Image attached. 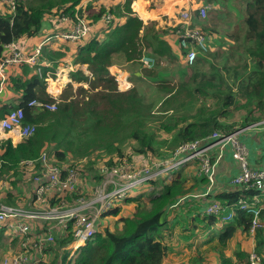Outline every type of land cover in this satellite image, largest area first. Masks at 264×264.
<instances>
[{"label": "trees", "instance_id": "trees-1", "mask_svg": "<svg viewBox=\"0 0 264 264\" xmlns=\"http://www.w3.org/2000/svg\"><path fill=\"white\" fill-rule=\"evenodd\" d=\"M97 1L14 0L12 9L3 1L0 11V61L5 57L7 43L38 34L46 16H56L58 21L65 15L72 24L76 17H82L90 26L75 45L63 41L49 47L46 53L41 50L49 60L61 58L71 51L70 56L75 62L86 64L89 74L77 69L71 71L69 77L89 83L86 88L77 85L76 94L87 93V99L72 97V85L67 83L54 110L28 106L32 98L44 102L56 99L45 91L46 86L40 80L45 76L44 71L38 75L34 67L31 68L36 74L29 80L14 78L10 85L12 90L21 92L15 107L23 108V123L34 124L35 131L19 145L13 146L8 140L1 143L0 176L12 177L6 182L14 186L18 165L19 174L40 170L39 165L27 170L19 163L21 159L36 158L42 152L52 153L51 162L77 168L84 180V184L75 190L55 195L52 204L72 201L81 192H87L88 185L92 186L102 178L97 175L98 164L114 166L123 162L125 139L130 140L133 151L156 152L159 156L162 146L175 148L185 141L201 138L209 142L215 139L210 136L214 131L229 133L264 119V0H203L208 4V12L199 17L197 10H193L192 22L204 33L207 49L198 50L191 63L184 60L185 50L178 46L179 26L159 28L154 20L143 22L129 7L131 0ZM226 3L229 6L227 15L236 13L238 16L237 28L226 34L232 44L224 41L221 46L223 38L215 34L218 31L216 20ZM59 34L57 32L52 40ZM169 34L173 35L176 49H172L165 39ZM45 38L51 39L50 36ZM220 46L222 52L218 51ZM145 54L153 57L154 66L142 65L140 58ZM217 54L221 55V64L214 62ZM111 65L129 71L132 85L128 90H116V81L108 70ZM171 66H174L173 70H170ZM231 107L243 110V120L239 124L225 122ZM10 109L0 106V117ZM154 122L159 123L158 127L151 126ZM158 129L170 138L161 137ZM86 159L88 165L84 163ZM180 169L181 166L172 169L175 175L172 179L159 178L145 197L148 206L139 202L142 199L139 193L120 199L118 203L134 201L135 204L125 215L116 206L118 203L106 212L120 213L114 218L118 220V227L104 225L90 241L78 248L74 258L70 252H63L64 261L74 259L69 264H163L176 242H183L193 252L183 261L175 260L172 264H251V250L243 249L237 241L238 236L245 238L249 233L255 239L252 249L258 258L256 264H264V201L257 205V226L253 231L250 227L254 214L239 202L244 197L249 201L254 189L231 184L232 177L225 182L224 189H218L214 182L206 190L208 180L197 173L196 163L186 175ZM4 190V194L0 192V203L14 202L12 192ZM210 201H216L226 209L217 215L202 213V208ZM181 204L189 205L188 210L195 214L189 215L186 232L176 233L170 228V216L172 209H178ZM229 210H232V216L226 221L224 218ZM218 221L222 229L207 236L206 232ZM1 236L10 241L5 244L6 250H10L15 242L18 243L17 250H21L19 236L12 237L4 225L0 226V241ZM71 239L69 232H63L54 242L43 244V259L35 260V263L43 260L57 264L59 248ZM227 250H230L229 254ZM212 253L215 262L206 259Z\"/></svg>", "mask_w": 264, "mask_h": 264}, {"label": "built area", "instance_id": "built-area-1", "mask_svg": "<svg viewBox=\"0 0 264 264\" xmlns=\"http://www.w3.org/2000/svg\"><path fill=\"white\" fill-rule=\"evenodd\" d=\"M10 8H13L14 0H3ZM193 10H197L199 17H204L208 12V4H200ZM193 10L182 8L178 14V20L174 26H179L178 46L185 50L184 60L191 63L199 50H206L207 44L204 33L196 26H193ZM108 16H106L107 18ZM90 29L88 23L82 17H76L71 29L62 32L60 36L64 39H80ZM18 40L7 43L4 46L5 57L0 61V81L6 79V68L14 64L26 63L35 68L41 75L42 63L40 60L42 44L39 43L33 48H24ZM26 50V51H25ZM144 67H151L154 64L153 57L142 55L140 58ZM118 76V75H115ZM130 83H127L129 87ZM53 95V94H52ZM31 107H40L49 110L56 108L55 102H44L37 98H32L27 103ZM24 111L22 107H14L0 117V127L11 129L20 126V135L26 139L35 131L32 123H23ZM264 127V119L237 128L229 133L212 132V139L205 142L203 138L185 141L174 148L173 157L176 161L170 166L175 167L186 161H194L197 166V173L205 175L208 180L207 189L214 182V170L225 150H229L232 158L239 162L240 171L230 181L231 184H243L247 190L254 189L249 201L248 198H241L239 202L246 207L247 211L254 214L250 230L257 226L256 215L258 204L264 201V161L261 165H252L248 160V147L240 140L242 132L256 130ZM2 142H0L1 145ZM213 154V155H211ZM1 163V160H0ZM27 168L40 166V170L35 173H25L24 180L31 185L33 199L43 201L46 194L63 195L64 192H71L79 185L84 184V180L79 175L77 168L67 166L61 168L58 164L51 162L47 153L42 152L36 158H25L19 162ZM133 164L123 161L114 166L100 167L99 174L101 180L92 184V191L89 195L80 193L72 201H60L58 204H49L39 207L11 205L0 203V226L4 225L12 237L18 235L21 250L4 257L0 264H34L36 254L42 250L43 244L52 243L58 231L62 227L64 233L69 232L72 239L66 244L67 253L72 255L81 245L94 235L100 216L110 208L115 202L124 198V194L150 176L148 168L133 169ZM125 170V171H124ZM262 200V201H260ZM226 208L216 201H212L202 208L205 214H220ZM232 210H229L224 220H230ZM42 219V226L35 228L33 221ZM37 223H35L36 225ZM57 227V229L55 228ZM40 230V233L37 231ZM29 235L33 236L28 242ZM34 246L35 256L31 257L27 251ZM62 247V246H61ZM66 253V255H67ZM251 264H256L257 256L253 249L249 252Z\"/></svg>", "mask_w": 264, "mask_h": 264}, {"label": "crops", "instance_id": "crops-1", "mask_svg": "<svg viewBox=\"0 0 264 264\" xmlns=\"http://www.w3.org/2000/svg\"><path fill=\"white\" fill-rule=\"evenodd\" d=\"M103 1V0H100ZM201 1V2H200ZM203 0H132L131 5H132V10L138 15L140 19L143 20V22H147L148 20H154L155 21V26L159 28H167L172 25H169L172 22H177L178 19H176L174 16L178 15V12L182 8H188L189 10H193L197 5L203 4ZM3 10V5L0 1V11ZM57 21L56 16H46L42 20V28L41 31L34 35V36H22L18 41H20L21 46L23 45L27 48H33L37 44L41 43L42 47L41 50L44 53L48 52L50 49L49 47H55L57 46L60 42L66 41L70 45H75L79 39H64L61 36L56 37V39L52 40L57 32H62L68 31L71 29L72 22L67 18L65 15H61ZM175 22V23H176ZM174 23V24H175ZM59 34V35H60ZM50 36L51 39L46 40L45 37ZM173 35L169 34L168 36H165V39L168 40L171 43V48L176 49L177 44L173 42L174 38L172 37ZM52 40V41H50ZM50 41V42H49ZM26 51V50H25ZM41 52V63H42V70L41 74L44 71L45 76L44 79L45 81H48V86L45 89L47 93L50 95L53 94V96H57L59 91L65 86L67 83L71 84L72 86H76L78 83L75 80H72L69 77V73L71 71H75L77 69H80L83 73L88 74L89 71L87 70L86 64H81L79 62H75V60L70 56V52H67L66 55H64L61 58L57 59H46L44 55H42ZM29 64L22 63L20 65L14 64L11 66H8L6 68V79L1 83L0 81V106L7 107V108H12L15 107L16 100L21 94L20 91H14L11 89L10 85L12 84V80L14 78H21L23 80H29L33 74H36ZM35 69V68H34ZM109 72L112 74H121V72H124V77L126 79L128 78V71H124L123 69H120L116 65H111L108 66ZM38 74V73H37ZM53 74V76H52ZM39 75V74H38ZM59 80L58 83H55V80ZM53 82V83H52ZM81 84V83H80ZM78 84V85H80ZM59 88V90L56 92V89ZM3 104V105H2ZM243 141L245 142L246 146L248 147V160L250 164L252 165H261L264 161V127H259L256 130L249 131L245 137L242 138ZM6 140L10 141L13 146L19 145L21 143L25 142V139L22 138L20 135V126H15L11 129H2L0 127V142H5ZM256 144V145H255ZM253 149V150H251ZM50 156V154H49ZM59 165V164H58ZM62 167H67L65 165H60ZM70 166V165H69ZM27 170H31V168H27ZM33 169V168H32ZM240 171V166L239 162L232 158L230 151L227 149L223 155V157L220 159L218 164L215 167L214 170V184L215 186H219L218 189H224L225 188V182L227 183L232 177L238 174ZM30 171H25V173H28ZM20 169L19 165L17 167V176L25 185L23 189L29 190V197L24 200L23 197H19L20 191L18 189H15L14 186L8 185L6 182L7 180L11 179L12 177H7L6 174H3L0 176V192L1 194H4L5 190L4 189H9L12 194L14 195L15 201L14 202H8L7 204L11 205H20V206H30V207H39V206H45L47 203L52 204L51 200L55 195H52L51 193L46 194V197L43 201H36L33 199V192L31 185L28 181L24 180V175L19 174ZM21 176V178H20ZM167 180V179H166ZM14 183H16V177L14 179ZM203 187V186H202ZM18 188V187H16ZM216 188V187H215ZM205 189V187H204ZM207 190V188H206ZM23 199V200H22ZM1 203H6V201L1 202ZM123 204V203H122ZM114 207V206H113ZM113 207L111 209H113ZM110 209V210H111ZM109 210V211H110ZM106 217L109 216V213L105 214ZM102 217V215L100 216ZM104 217V216H103ZM103 217L101 219H103ZM98 220L97 224V230L101 229L104 225H111L110 224H102L103 220ZM101 222V223H100ZM35 223H37L35 225ZM100 224V226H99ZM32 225L35 226V228L41 227L43 224L42 222L38 221H33ZM57 229V227H55ZM96 230V231H97ZM56 231L55 230V238L56 236ZM95 231V232H96ZM6 232H4L5 234ZM63 235V232L61 229L58 231V236ZM7 237V236H6ZM18 237V236H14ZM93 238V237H92ZM91 238V239H92ZM90 239V240H91ZM200 238V240H202ZM0 244L5 248V250L8 248L5 244L9 243L8 239L2 238L1 236ZM89 240V241H90ZM4 241V242H3ZM20 241V239H19ZM18 248V243L15 242V244L11 247L10 250ZM253 248L251 246L248 251H250ZM15 250V251H16ZM14 251V253H16ZM13 254L10 253V255ZM44 253H40L38 256L35 257V260L37 259H43ZM41 255V256H40ZM39 257V258H38ZM4 257H2L3 259ZM1 259V260H2ZM1 262V261H0Z\"/></svg>", "mask_w": 264, "mask_h": 264}, {"label": "rangeland", "instance_id": "rangeland-1", "mask_svg": "<svg viewBox=\"0 0 264 264\" xmlns=\"http://www.w3.org/2000/svg\"><path fill=\"white\" fill-rule=\"evenodd\" d=\"M0 1H1L2 5H3V1L2 0H0ZM111 1L112 0H109L107 2L109 3ZM131 1L129 3V7L132 10ZM222 1L223 2H226L225 0H222ZM96 2H98V1L96 0ZM121 3H123V2H121ZM228 8H229V6L226 3L224 5L222 11H221V14L219 15V17L216 20V22H217V26L216 27H217L218 31L215 34H216V36H218V38H223L222 43H221V46L223 44H225L224 41L227 42V43H229V44H232V41L229 38H226V34H229V33L233 32V31H235L236 28H237V25H235V22L237 21L238 16H237L236 13H234L233 15L228 16L227 15ZM174 17L176 19H178L179 14L178 15H175ZM175 22H172V23L169 24V25H172V26H170L171 28H173V26L175 25L174 24ZM215 46L216 45H214V47ZM221 46L218 49L219 52H222L223 51V48ZM221 61H222L221 55L220 54H217L214 62L217 63V64H221ZM154 65H155V60H154L153 66ZM119 68L120 69H123L124 71L127 72V69L121 68V67H119ZM173 69H174V66H171V69L170 70H173ZM32 70H34V69L32 68ZM112 75H113V77H114V79L116 81L115 88H116L117 91L122 92V91L128 90L131 87L132 82L129 80L130 79L129 78V75H130L129 71H128V75H127L128 78L126 79V77H124L125 83L124 82L121 83V81H120V74H119V76H115L117 74H113L112 73ZM174 76H175V74H174ZM40 80H43L44 86H48V84H49L48 81L47 82L44 81V78L43 77H41ZM58 82H59L58 79L55 80V83H58ZM127 83H130V85H129L130 87H127ZM78 84L82 85L84 88H86V87L89 86V83H84V82H79ZM77 85L75 87L72 86L73 95H71V96L72 97H76L78 99H81V98L87 99L88 98L87 93H78V94H76L77 93ZM63 89H64V86L59 91V93L57 94V96L55 97L56 99L53 98L52 101H54L55 103H57L60 100V95L63 93ZM58 90H59V88L56 89V92ZM40 95L43 96V94H41V93H40ZM121 104L122 103H120V105ZM37 108H39V107H37ZM242 114H243V110L239 111V110H236L233 107H231L230 115L227 118L228 121H225V122H227V123H233L234 122V123L239 124L243 120V115ZM263 118H264V114H263ZM261 120H262V118H261ZM158 124L159 123L154 122V123L151 124V126L154 125V126L158 127ZM157 132L163 138H167V139L170 138V136L166 137V134L162 130H160V129H158ZM243 134L244 135L245 134L247 135L248 133L247 132H242L240 134V140H241ZM124 141H125V146L123 147V155H125V156H123V158H121V159L123 161H128L131 164H133V166H134L133 169H138V168L144 167V168H148V170L150 172V176H149V178L147 180H145L142 183L134 186L131 191L126 192V194H124V199L125 198H129L130 194L131 195H136L137 193H139L138 195H142V199H140L139 202L140 203L141 202H145V205L148 206L149 203H148V201L145 200L146 199L145 197L148 196L149 193H151V191L153 190V187L156 186V184L159 182V180H160L159 178H162L163 177V178H166L167 180H169V179H172L175 176L172 173V169H174V168L169 169L170 166L176 161V158L173 157L174 148H167L166 146H162V147H160L161 154L159 156H156V152L155 153H153V152L152 153L151 152L140 153V152H137V151H133L132 148H131V142H130V140L129 139H125ZM132 142H133L134 145L136 144V143H134V141H132ZM242 142L245 143L244 141H242ZM251 150H253V149H251ZM127 156L128 157H131V158H128ZM49 157L52 160L53 154L50 153V156ZM91 157L93 158V154L91 155ZM106 157H107V155H105V158ZM113 158H115V157H113ZM84 163L86 165H88L89 162L86 159L84 161ZM194 164L195 163L193 161H186V162H182V164H177L175 167L178 168V167L181 166L180 171L182 172V174L184 173L183 175H186L187 172L189 171V169L192 168ZM65 166H69V165L66 164ZM102 166H108V165H105V164H101L100 163V164L97 165V168L99 169ZM22 175H24V173H22ZM97 175H100L99 174V170L97 172ZM20 178H21V176H20ZM100 180L98 182H100ZM98 182H96V183H98ZM23 183H25V182H21V180L18 178V176H16V183H15V186L14 187H15V189H18L20 191V193H19L18 196L19 197H23L24 196L23 199L26 200L30 195H29V190L23 189L25 187V185H23ZM203 185H204L203 187H205V183ZM16 187H18V188H16ZM91 191H92V186L91 185H88L87 192H85L84 194L87 196V195H89L91 193ZM260 201H262V200H260ZM115 204H117V202H115ZM134 204H135L134 201H124L123 204L121 202V203H118L116 206H118V208L120 207L121 214H124L125 215V214L130 213V211L133 210ZM187 206H189V205H187ZM187 206H185L184 204H181V206L178 209H175V208L172 209V214L170 216L171 217L170 228H172L173 232H176V233H185L186 232V229L185 228L188 227V225H189L187 219H188V217H189V215L191 213L192 214H195L194 211H189ZM105 214H107V213L104 212V214H103L104 217L102 216L103 219H101L102 217L99 218V220L100 219L103 220V223L102 224H105V223L110 224V222H111L113 228L118 227V220H116L114 218H118V216H120V213L118 212L115 215L109 214V216H107V217H106ZM40 221L42 222L43 220L42 219H39L38 222H40ZM220 224H219V221L217 223H215L214 224V228H212L211 231H207L206 232V235L207 236H211V235H214L216 232H218L219 229L221 230L222 229V227H221L222 224L221 225ZM99 226H100V224H99ZM32 237L33 236L29 235V238L27 239V241L29 242L32 239ZM237 241H238V243H240V246L243 249H245V250H248L251 246H254V244H255V239H254L253 234H249V233L246 234L245 238L238 236ZM68 242L64 243L63 246L59 248L58 253H57V255H58L57 264H69L70 262H72L74 260V259H72L71 261L65 262L64 261L65 257H61L62 256V253L67 251L65 249V246H66V244ZM35 249L36 248L34 246H32L30 249H28L27 253L31 257H34L35 256V252H34ZM15 250L16 249H14V248L12 250H5V248L0 244V261H1L2 257L9 256L10 253L14 252ZM18 251H20V250H17V252ZM77 251H78V249L73 251V253H72V257L73 258L78 253ZM191 252H193L192 251V248L186 246L185 243H183V242H176V244L173 246V249L169 250V252L166 254L165 260H164V263L163 264H172V262H174L175 260H181V261H183L184 258L188 254H190ZM226 253L229 254L230 253V250H227ZM37 255H38V253L36 254V256ZM206 259L215 262V254H213V253L210 254L209 256L206 257ZM41 262H43V264H48V263L44 262L43 260L42 261H39V262H37L35 264H40Z\"/></svg>", "mask_w": 264, "mask_h": 264}, {"label": "bare ground", "instance_id": "bare-ground-1", "mask_svg": "<svg viewBox=\"0 0 264 264\" xmlns=\"http://www.w3.org/2000/svg\"><path fill=\"white\" fill-rule=\"evenodd\" d=\"M120 81H121V83H123V82L125 83V80H124V72H123V71H122L121 74H120ZM59 166H60V165H59ZM60 167H61V168H64V167H62V166H60ZM53 195H54V193H53ZM115 205H116V204L114 203V204H113L110 208H108L105 212H107L108 210H110V209H111L113 206H115ZM60 229L62 230V232H64L62 227H61ZM91 238H92V237H91ZM91 238H90V239H91ZM90 239H89V240H90ZM40 253H42V250L38 253V255H39ZM38 255H37V256H38Z\"/></svg>", "mask_w": 264, "mask_h": 264}, {"label": "clouds", "instance_id": "clouds-1", "mask_svg": "<svg viewBox=\"0 0 264 264\" xmlns=\"http://www.w3.org/2000/svg\"><path fill=\"white\" fill-rule=\"evenodd\" d=\"M51 96H53V95H51ZM53 97H56V96H53ZM42 101V100H41ZM81 246H83V245H81Z\"/></svg>", "mask_w": 264, "mask_h": 264}]
</instances>
